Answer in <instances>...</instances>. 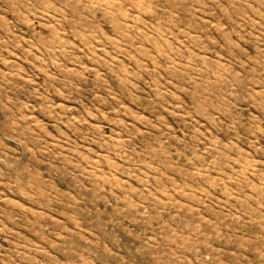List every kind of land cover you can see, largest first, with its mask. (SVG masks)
<instances>
[{
	"label": "rangeland",
	"instance_id": "374dc122",
	"mask_svg": "<svg viewBox=\"0 0 264 264\" xmlns=\"http://www.w3.org/2000/svg\"><path fill=\"white\" fill-rule=\"evenodd\" d=\"M0 264H264V0H0Z\"/></svg>",
	"mask_w": 264,
	"mask_h": 264
}]
</instances>
